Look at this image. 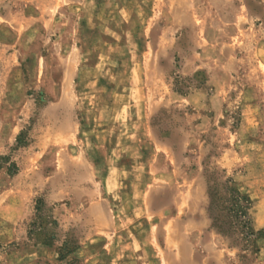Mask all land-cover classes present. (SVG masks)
Masks as SVG:
<instances>
[{
    "label": "rangeland",
    "instance_id": "rangeland-1",
    "mask_svg": "<svg viewBox=\"0 0 264 264\" xmlns=\"http://www.w3.org/2000/svg\"><path fill=\"white\" fill-rule=\"evenodd\" d=\"M0 264H264V0H0Z\"/></svg>",
    "mask_w": 264,
    "mask_h": 264
},
{
    "label": "trees",
    "instance_id": "trees-1",
    "mask_svg": "<svg viewBox=\"0 0 264 264\" xmlns=\"http://www.w3.org/2000/svg\"><path fill=\"white\" fill-rule=\"evenodd\" d=\"M209 212L213 217V228L223 236H230L240 231L252 235L249 210L250 200L228 186L209 189Z\"/></svg>",
    "mask_w": 264,
    "mask_h": 264
}]
</instances>
